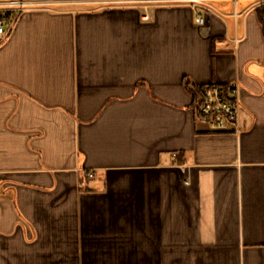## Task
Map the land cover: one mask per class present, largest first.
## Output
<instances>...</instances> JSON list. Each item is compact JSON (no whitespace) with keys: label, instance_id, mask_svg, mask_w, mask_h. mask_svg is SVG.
I'll return each instance as SVG.
<instances>
[{"label":"crops","instance_id":"obj_1","mask_svg":"<svg viewBox=\"0 0 264 264\" xmlns=\"http://www.w3.org/2000/svg\"><path fill=\"white\" fill-rule=\"evenodd\" d=\"M123 1L0 36V264H264V8ZM212 83L237 132L198 121Z\"/></svg>","mask_w":264,"mask_h":264},{"label":"built area","instance_id":"obj_2","mask_svg":"<svg viewBox=\"0 0 264 264\" xmlns=\"http://www.w3.org/2000/svg\"><path fill=\"white\" fill-rule=\"evenodd\" d=\"M87 0L83 1L84 5H127L131 1L123 0ZM231 1L235 5L242 0H163L161 2L168 4H181L196 9L205 10L208 13L223 16L213 6L214 2ZM251 2L250 9L264 8V0H244ZM81 4V3H78ZM61 0H0V36L5 37L9 29H11L18 16L26 11L39 8H50L60 6ZM235 19L238 13L234 14ZM198 25H205L206 19L200 13L196 16ZM234 42L239 44L240 39L235 37ZM190 92L194 97L195 110L197 119L201 123H205L215 132L233 133L238 131V119L241 112L239 104V87L236 84L221 85L217 83L205 86H190ZM90 178L93 174H88Z\"/></svg>","mask_w":264,"mask_h":264},{"label":"rangeland","instance_id":"obj_3","mask_svg":"<svg viewBox=\"0 0 264 264\" xmlns=\"http://www.w3.org/2000/svg\"><path fill=\"white\" fill-rule=\"evenodd\" d=\"M83 1H85V0H61V9H64V8H81V6L82 7L89 6L91 8L95 7V6L87 5V4L83 5L82 4ZM86 2H88V0ZM78 3H81V4H78ZM55 7L59 8V6H55Z\"/></svg>","mask_w":264,"mask_h":264},{"label":"trees","instance_id":"obj_4","mask_svg":"<svg viewBox=\"0 0 264 264\" xmlns=\"http://www.w3.org/2000/svg\"><path fill=\"white\" fill-rule=\"evenodd\" d=\"M188 89H189V91H190V86H188Z\"/></svg>","mask_w":264,"mask_h":264}]
</instances>
